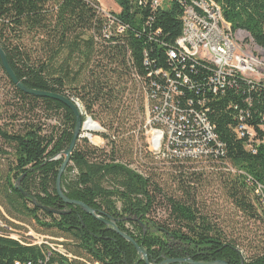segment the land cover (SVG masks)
<instances>
[{
  "label": "trees",
  "instance_id": "obj_1",
  "mask_svg": "<svg viewBox=\"0 0 264 264\" xmlns=\"http://www.w3.org/2000/svg\"><path fill=\"white\" fill-rule=\"evenodd\" d=\"M114 1L120 12L111 13L124 31L112 27L113 33L107 36L110 20L100 12L97 0H0V46L19 80L30 89L79 98L108 129L100 134L107 148L78 137L60 179L64 195L94 209V215L78 204L65 203L57 190L64 152L76 129L74 112L60 100L20 90L0 59L24 110L30 114L38 105L57 119L51 131L31 117L11 131L0 126V138L14 157V166L2 176L0 193L11 214L32 219L41 233L66 238L58 243L62 252L46 242H23L0 227V264H146L131 241L97 216L113 219L121 232L146 249L153 264L165 259L190 260L170 264H264V241L251 255L243 253L235 239L198 209L187 172L176 177L185 196L166 197L168 219H154L163 191L152 174L132 167L127 158L128 138L123 131L127 107L121 99L124 74L142 90L144 83L149 87L153 81L167 89L166 76L156 71L167 72L182 93L175 97L178 106L189 109L191 100V107L203 110L215 128L221 148L204 160L231 164L234 174L223 177L230 199L248 217L264 221V205L257 194L258 185L264 187V82L256 85L233 77L232 85L215 95L208 90L209 72L203 63L169 56L177 48L189 0L166 1L157 9L152 8V0ZM213 1L221 6L233 30L246 31L264 50V0ZM178 71L189 78L188 85L177 78ZM240 124L257 132L260 140L251 148L247 137L239 138L235 131ZM3 154L0 148V157ZM169 159L190 165L199 162ZM192 182L200 183V179Z\"/></svg>",
  "mask_w": 264,
  "mask_h": 264
},
{
  "label": "rangeland",
  "instance_id": "obj_2",
  "mask_svg": "<svg viewBox=\"0 0 264 264\" xmlns=\"http://www.w3.org/2000/svg\"><path fill=\"white\" fill-rule=\"evenodd\" d=\"M166 1L170 0H165L164 3ZM100 2L106 11H119V6L114 0H100ZM25 41L28 42L27 37H25ZM250 43L257 46L252 42L251 38ZM256 52H259L258 54L262 55L263 58V67L259 78L264 80V50H256ZM122 88V103L127 107V112H125L126 123L123 130L128 138L129 157L127 158L131 161L132 167L141 172L152 174L163 191L160 198L161 204H159L153 215L154 219H168L169 211L166 197L173 194L185 196L183 192L179 191L176 177L177 175L182 176L184 172H187V181L195 187L193 201L198 209L208 214L213 221L224 229L229 237L235 239L240 244L243 253L251 255L258 250L264 241V221L248 217L230 199L225 190L223 177L228 173L234 174L235 169L231 164H220L214 160H201L190 165L173 162L168 157L152 156L153 154L151 155L148 150V144L155 137V132L150 131V124H148V110L144 91L127 74L123 76ZM74 99L79 104L83 116H86L85 121L91 119L99 127L98 129L89 130L85 126V129L80 133V138H87L93 146L107 148V141L100 135L108 132L102 120L95 118L89 113L86 104L79 98L74 97ZM23 105L24 102L19 99L14 87L10 84L7 75L0 66V126L11 131L13 127L19 128L24 121H28V117H31L39 124L45 125L46 131H51L57 124L56 117H49L40 106L37 105L34 112L29 114L26 109L24 110ZM96 111H98L97 108ZM102 117L104 121H107L105 113H103ZM0 148L3 149L4 153L0 157L1 189L4 183L2 176H6L10 167L14 166V157L13 151L1 138ZM193 178L200 179V183L192 182ZM11 210L9 203L0 193V227L5 229V233L23 242L35 244L46 242L64 252L62 246L58 245V243L63 242L62 240L66 238L56 233L49 232L44 234L37 231L36 229L39 227L32 219L19 217L15 215L16 213L13 215ZM71 248L73 247L71 246Z\"/></svg>",
  "mask_w": 264,
  "mask_h": 264
},
{
  "label": "built area",
  "instance_id": "obj_3",
  "mask_svg": "<svg viewBox=\"0 0 264 264\" xmlns=\"http://www.w3.org/2000/svg\"><path fill=\"white\" fill-rule=\"evenodd\" d=\"M97 1L100 3V12L110 20L111 27L106 29L107 36L113 33L112 27L122 33L124 27L117 23L111 12L102 7L100 0ZM164 1L152 0L151 6L157 9ZM113 12L119 13L120 8L118 12ZM221 16L223 15L220 5H206L203 0L186 2L182 34L177 39V48L169 51L172 59H193L203 63L209 72L206 79L208 90L215 95L230 87L233 77L256 85L264 82L259 78L263 58L256 52L263 50L250 43V36L246 31L233 30L231 23L221 24ZM231 32L243 34V41L231 40ZM162 73L167 79V89L163 88V83L156 81L151 82L149 87L144 83L143 87L147 101L148 124L150 131L155 132V137L148 144L149 151L158 156L196 161L204 160L215 152L219 153L221 144L217 141L215 128L206 114L203 110L191 107V100L188 102L189 109H181L175 100L176 96L182 95L175 79L170 78L165 71H156V75ZM177 78L183 84H189V78L181 71L177 72ZM139 81L142 79L139 78ZM261 128L264 131V117ZM235 131L239 138L247 137L249 148L260 140L256 130L247 124H240ZM257 189L264 205V187L258 185Z\"/></svg>",
  "mask_w": 264,
  "mask_h": 264
},
{
  "label": "water",
  "instance_id": "obj_4",
  "mask_svg": "<svg viewBox=\"0 0 264 264\" xmlns=\"http://www.w3.org/2000/svg\"><path fill=\"white\" fill-rule=\"evenodd\" d=\"M0 59L2 62V66L4 68V70L6 71L7 75L9 76V78L11 79V81L22 91L28 93V94H32L35 96H41V97H50L56 100H60L62 101L64 104H66L75 114L76 117V129H75V133L72 139V142L69 146V148L64 152L66 157L65 160L60 168V173H59V178H58V182H57V190L59 195L61 196V198L65 201V203L67 204H78L82 209H84L85 211H87L90 214H94L95 215V211L94 209L88 207L86 204L79 202V201H74V200H70L68 199L62 189H61V175L64 172L65 168L67 167L68 163L70 162L71 159V153L75 147L76 141L78 140V137L80 136V133L83 129H85V123L87 121H82V116L83 113L81 112L80 106L79 104L73 100L70 99L68 97H65L63 95L60 94H56V93H52V92H47V91H41V90H36V89H30L28 87H26L17 77V75L15 74L14 70L12 69V67L9 64V61L7 59L6 53L3 50V48L0 46ZM91 120V119H90ZM99 128V127H98ZM50 211L56 212V213H60L61 211L58 210H54V209H50ZM62 213V212H61ZM97 216V215H96ZM98 218H100L102 221H104L106 224H108L109 226L113 227L118 233H120L124 238H126L127 240L131 241L135 247L137 248L140 256L142 259L145 260L146 264H153L150 262L148 254L146 249L142 248L135 240H133L128 234L123 233L119 230V228L117 227L115 221L113 219H105L103 217L97 216ZM182 261H188L190 262V260L188 259H165L163 262H161L160 264H170L172 262H182ZM199 264H227V262L225 261H217V262H211V263H199Z\"/></svg>",
  "mask_w": 264,
  "mask_h": 264
},
{
  "label": "bare ground",
  "instance_id": "obj_5",
  "mask_svg": "<svg viewBox=\"0 0 264 264\" xmlns=\"http://www.w3.org/2000/svg\"><path fill=\"white\" fill-rule=\"evenodd\" d=\"M203 1L206 2V5H218L213 0H203ZM221 24H229V22L225 20L224 16H221ZM231 40L243 41V34H241L240 32H231ZM87 121L88 122L85 125L87 129L89 130L98 129V124L96 122L90 119H88Z\"/></svg>",
  "mask_w": 264,
  "mask_h": 264
}]
</instances>
